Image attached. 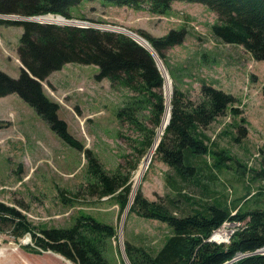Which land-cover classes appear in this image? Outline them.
Instances as JSON below:
<instances>
[{
	"label": "rangeland",
	"instance_id": "rangeland-1",
	"mask_svg": "<svg viewBox=\"0 0 264 264\" xmlns=\"http://www.w3.org/2000/svg\"><path fill=\"white\" fill-rule=\"evenodd\" d=\"M147 6L135 9L126 4L118 6L102 0H84L73 5L70 14L72 20L136 34L137 30L144 29L154 36H162L174 28L185 29L184 42L170 47L166 57L160 58L170 77L172 92L177 86L186 98L198 102L203 82L229 92L237 99L228 106L226 115L216 117L205 132L218 148L230 151L245 167L241 172L239 164L231 160L230 167L221 171L205 167L203 174L208 178L202 181L211 191L207 193L206 188L203 190L194 184H185L184 189L196 199L209 200L212 194L226 203L249 192L248 197H251L243 207L264 208V58L255 60L239 44L224 43L215 37L211 29L218 15L201 2L173 0L164 15L151 13ZM50 17L59 21L57 17ZM21 32L22 27L0 24V70L11 77L21 73L17 55ZM97 71L98 68L90 64H64L62 70L52 71L43 81L44 93L60 106L58 116L66 120L71 135L93 151L107 173L112 174L120 168L121 173H126L130 165L137 162V168L130 173L132 193L140 187L149 200L175 194L176 191L169 189L166 183L168 172L174 176L173 171L160 161L155 149L141 181L136 183V172L150 147L138 158L141 130L129 122H120L116 114L133 92L113 88L109 79L95 80ZM161 90L165 102L163 86ZM16 95L0 98V120L9 122L0 130V200L10 205L18 204L19 199L23 201L26 210L22 213L38 227H69L82 213L97 221L108 222L117 229L116 239L105 252L110 264H130L124 252L126 241L155 254L170 234L171 227L129 212L128 207L120 211V204L114 197H98L90 185L94 178L87 172L83 152L61 140L35 108ZM232 108H237L239 114H234ZM163 114L164 111L162 118ZM137 116L139 121L149 125L145 120L147 109L140 108ZM239 125L245 129L244 136H239ZM201 158L211 165L209 154ZM60 191L70 199L62 200ZM242 226L245 224L226 222L219 230L226 233L225 236L212 240L219 244L222 240L226 242V236L230 237ZM216 232L211 236L214 237ZM25 236L15 240L8 231L0 233V264H74L47 249L43 252L30 250L25 246L34 243L31 239L27 241Z\"/></svg>",
	"mask_w": 264,
	"mask_h": 264
},
{
	"label": "trees",
	"instance_id": "trees-1",
	"mask_svg": "<svg viewBox=\"0 0 264 264\" xmlns=\"http://www.w3.org/2000/svg\"><path fill=\"white\" fill-rule=\"evenodd\" d=\"M82 1L0 0V14L32 17L51 13L73 19L70 9ZM102 1L118 6L126 4L135 9L148 4L147 10L158 15L166 14L173 3V0ZM187 1L201 2L217 13V20L212 23L211 29L215 37L224 43L239 44L251 53L253 59L263 60L264 0ZM0 24L22 27L17 48L21 73L18 77H11L0 70V97L16 93L35 108L61 140L78 152H83L87 172L94 178L90 185L99 194L98 197H114L120 204V211L131 205L129 212L171 227L170 234L155 254L143 246L126 241L124 252L130 264H264V252L261 253L264 250V208L243 207L251 197H248L249 192L226 203L212 194H208L209 200L196 199L184 189L185 184H194L198 188H206L207 193L211 191L202 181L208 178L203 174L205 167L207 170L221 171L230 167L231 160L239 164L241 172L244 169L243 162H239L230 151L218 148L205 132L216 117L226 115L228 106L236 102L235 97L202 82L200 99L195 102L174 86L170 98L171 117L155 147V153L173 171L174 176L168 172L166 183L169 189L176 192L173 195L168 193L163 199L149 200L139 187L130 203L133 192L130 173L137 168V162H133L126 173H121V168L112 174L107 173L93 151L85 148L68 131L66 120L58 116L60 106L48 98L42 84L52 71L62 70L64 64L78 62L98 68L95 80L109 79L113 88H125L133 92L126 105L118 109L116 114L120 122H129L140 128L139 158L147 148H152L155 130L163 111H166L161 90L162 86L164 89L165 79L153 54L127 34L114 30L1 17ZM137 32L162 60L166 57L167 49L184 42L186 34L185 29L175 28L162 36H154L144 29ZM262 93L264 95V87ZM140 108L147 109L148 117L145 120L149 125L139 121L137 112ZM232 112L239 114L237 108H232ZM8 124V121L0 120V129ZM238 127L239 136H244L245 129L241 125ZM208 154L212 158L211 165L201 158ZM62 192L60 197L68 201L70 198L66 199ZM17 203L10 205L0 200V233L8 231L15 240L30 234L35 246L25 247L36 252L47 249L59 253L74 264H110L105 252L116 239L117 229L113 225L82 213L69 227H38L22 213V210H26L24 202L19 199ZM232 221L245 226L233 231L227 243L209 240L215 229ZM239 255L242 256L238 258Z\"/></svg>",
	"mask_w": 264,
	"mask_h": 264
},
{
	"label": "bare ground",
	"instance_id": "bare-ground-1",
	"mask_svg": "<svg viewBox=\"0 0 264 264\" xmlns=\"http://www.w3.org/2000/svg\"><path fill=\"white\" fill-rule=\"evenodd\" d=\"M50 16L52 17H57V20L59 21H54L55 18H51ZM38 20H44V21H52V22H58V23H61V22H64V23H72L71 21L67 20V19H63V17H58V16H53L51 14L49 15H45V16H42V17H37ZM76 21V23H80V24H83V25H86L85 22H80V21H77V20H73V22ZM114 29H119L120 28H116V27H112ZM124 30V29H122ZM129 34H131L136 40L138 39L140 42H142V44H144L145 46H147L148 48H150L151 46L149 45V43L147 41H144V39L142 38V36L140 37L138 34L132 32V31H127ZM156 57V60L158 62V65H160V69L162 71V74H163V77L165 78L164 81L165 82V87H164V93H165V97H166V111L164 112V116L162 118V121H161V124H160V128L157 132V135L154 139V144L152 146V148L149 150V152H147L148 154L144 157V159L142 160L141 164H140V168L138 169V171L136 172V175H135V178H136V183H138L139 181H141V177H142V173L143 171H145V169L148 167V163L151 159V157L155 154L153 153L154 152V149L156 147V145L159 143V137H160V134L162 133V130H164L165 128V124L166 122L168 121V118L170 117V98H171V92H172V89H171V80H170V77H168V74L166 72V68L165 66L162 64V61L160 59V57L157 55H155ZM167 125V124H166ZM216 231V230H215ZM214 231V232H215ZM223 236H225V233L224 232H221L218 230V232H216V234L214 235V237L212 236V238L214 239H222ZM221 237V238H220Z\"/></svg>",
	"mask_w": 264,
	"mask_h": 264
},
{
	"label": "water",
	"instance_id": "water-1",
	"mask_svg": "<svg viewBox=\"0 0 264 264\" xmlns=\"http://www.w3.org/2000/svg\"><path fill=\"white\" fill-rule=\"evenodd\" d=\"M49 14H51V13H48V14H45V15H49ZM45 15H36V16H32V17H17V16H14V15H11V16H1L0 15V17L1 18H4V19H11V18H13V19H15V20H24V19H26L27 21H39V23H49V22H52V21H44V20H38V18L37 17H42V16H45ZM51 15H53V16H58V17H63V15H56V14H51ZM63 19H66V18H64L63 17ZM67 20H69V21H71L72 23H64V22H61V23H58V22H52V24H64V25H76V26H78V27H86V26H89V27H95V28H101V29H104V30H110V31H112V30H114V31H116V32H120V33H125V34H127V36H129L130 38H132L134 41H138L139 42V44H140V46H142L143 48H145L149 53H152L153 55V58H154V61H155V63H156V65L158 66V69H159V71H160V65H158V62H157V60H156V57H155V55H157V53L154 51V49L152 48V46L150 47V48H148L147 46H145L144 44H142V42H140L138 39L136 40L131 34H129L126 30H122V29H114V28H102L101 26H99V27H97V26H93V25H89V24H86V25H83V24H80V23H76V21H74L73 22V20L72 19H67ZM80 22H88V21H80ZM160 73H161V71H160ZM161 75H162V73H161ZM162 77H163V75H162ZM171 117V116H170ZM170 117L168 118V121L166 122V124H168V122H169V119H170ZM165 124V125H166ZM166 128V127H165ZM134 191V190H133ZM134 196V193H132V197ZM130 207V205L128 206V208ZM127 208V207H126ZM127 208V209H128Z\"/></svg>",
	"mask_w": 264,
	"mask_h": 264
},
{
	"label": "built area",
	"instance_id": "built-area-1",
	"mask_svg": "<svg viewBox=\"0 0 264 264\" xmlns=\"http://www.w3.org/2000/svg\"><path fill=\"white\" fill-rule=\"evenodd\" d=\"M225 223H226V222H225ZM222 226H223V225H222ZM222 226H220V227H222ZM215 230H220V228H217V229H215ZM215 230H214V231H215ZM214 231H213V232H214ZM225 234H226V233H225ZM226 237L228 238V240H230V237H229L228 235H227ZM25 238H26L27 241H30V239H31L30 234H27V235L25 236ZM227 238H226V239H227ZM212 239H213V238H212V236L210 235L209 240H211V241L215 240V239H213V240H212ZM228 240H227L226 242H222V241H223V240H222L221 242H222V243H227ZM216 241H217V240H216Z\"/></svg>",
	"mask_w": 264,
	"mask_h": 264
},
{
	"label": "crops",
	"instance_id": "crops-1",
	"mask_svg": "<svg viewBox=\"0 0 264 264\" xmlns=\"http://www.w3.org/2000/svg\"><path fill=\"white\" fill-rule=\"evenodd\" d=\"M19 65H20V63H19ZM9 95H11V96H14V95H16L15 93H12V94H9ZM9 95H6V96H9ZM3 96V95H2ZM17 96V95H16ZM0 98H2V97H0ZM1 130V129H0ZM8 264L10 263V262H7Z\"/></svg>",
	"mask_w": 264,
	"mask_h": 264
}]
</instances>
